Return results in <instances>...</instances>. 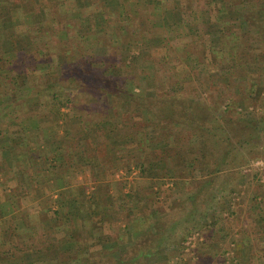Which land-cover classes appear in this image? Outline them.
<instances>
[{"label": "rangeland", "instance_id": "1", "mask_svg": "<svg viewBox=\"0 0 264 264\" xmlns=\"http://www.w3.org/2000/svg\"><path fill=\"white\" fill-rule=\"evenodd\" d=\"M130 1H133L131 6H134L136 0ZM182 1L186 10L191 7V11H187V14L191 13L190 17H185L188 20L186 22H189L187 26L180 25L178 29L160 30L158 28L163 23L160 13L153 12L152 5L148 4L144 11L145 15H137L136 4L134 11L125 14L124 17L119 19L120 22L113 19L114 25L110 26H113V33L115 32L116 37L111 39L107 36L103 44L100 45L94 39L96 37L90 36L93 31L88 28L89 33L85 35L86 38L83 42L79 43L81 44L80 49L81 51L90 50L89 53L93 55L96 51L98 52L95 54L96 56H101L104 53L102 56L105 57L102 61L100 60V62H103L102 67L113 66L112 68L109 67V70H111H108L107 73L114 71L118 78L123 76L129 78L130 81L132 80L133 92L142 94L143 98H146V107L143 109L150 112L152 116L161 113L169 119L171 114H175L180 115L182 119H187L193 115L192 113L198 111L200 118H204L207 116L206 114H211L208 119L212 118L213 124L215 119L220 116L230 117V120L224 118L225 121L223 119V121H219L220 123L216 122V127L221 128L219 137L222 139L221 152L218 157H224L226 162L223 171L217 174L214 180L210 178L211 185L206 189L200 188L201 194L199 195L195 194L197 192L195 185L189 184L188 180L183 178L184 184L179 183L178 178L167 175V167L165 168V165L159 162L168 155L173 156L174 147L178 144V138L181 135H174V137L168 139L164 130L161 135L160 133L157 135V142L151 144L150 151H146L136 161L134 157L138 152L136 144L129 143L128 149L120 151L122 155H116L113 161L114 164H111L112 170L110 171L114 170L112 174L116 175L123 172V177L120 175L119 178L122 183L125 182L123 189L124 192H127L125 199L120 201L122 207L117 210L118 215L114 216V225L112 226L120 234L122 226L126 225L129 219H134L136 222V234L124 238L128 244V254L125 253L128 257L137 255L140 250L146 251L155 248L159 254H163L157 258L146 257L141 260L142 262L148 261L153 264H165L169 260L175 262L174 257L179 254L178 258L182 259V264H229L228 262L231 260H234L231 264H245V262H241L243 260H246L249 264H257L249 255L251 248L249 250L241 249L240 246L242 243L247 245L251 239L252 242L257 239V231L252 222L253 215L250 214V208L255 203L254 198H260L261 202L264 200V172L262 175L259 174L260 178H257L253 176L255 173H249L250 175L247 177L243 176L241 170L244 169L243 164H249L252 160H264V6L261 0H229L232 1L230 5L233 12L243 14L245 19L250 18L247 19L249 21L248 25L242 27L238 23L236 25H233V22L224 23L225 18L222 19V24L219 23L218 25V22L213 18V12L216 11L209 10L202 0ZM61 2L62 5L57 6L65 12L72 11L75 5L73 0H62ZM245 10L250 12L244 15ZM203 12H206L210 17L212 16L210 21L207 22L208 19L203 16ZM227 14L229 13L227 12ZM66 17L67 15L63 16L59 13L56 15L55 27L52 28L54 33L55 31L60 32L59 30L64 28L67 21ZM251 18L254 22L251 21ZM98 20L100 19H96V21ZM107 21V17H104L99 23L104 24ZM250 23H254V25L249 28ZM116 25H118V29L114 31ZM83 30L85 33L87 32V28ZM168 31L170 34H168ZM233 31L238 38L235 40L236 45L232 48L236 50L235 56L242 58L241 62L245 65L238 69L235 68V60H225V57H227L226 52L230 48H222L219 42H215L216 38L219 37L221 40H227L231 37L230 33ZM126 32L128 35L133 34L130 40L126 38ZM177 34H180L179 37L182 39H176ZM72 35L75 34L72 33ZM52 38L57 44L58 42L63 43L55 36ZM134 41H136L137 50L132 52L134 47L130 45ZM66 43L69 42L66 41ZM212 47L217 52V54H214H219V59H216L213 52H211L210 48ZM98 49L100 50L98 51ZM182 50L187 54L182 55L180 53ZM55 51L53 54L55 57V59L53 58L54 63L50 65L52 68L49 69L51 73L48 71L50 78L57 80L56 62L60 61L70 64L66 80L71 84L79 85L83 83L85 85L84 83L90 80L89 68L87 65L84 66V59H78V61H81L79 67L71 63L82 54L74 55L73 53L76 51L71 46L60 47ZM68 51L69 53H65ZM78 51L80 52V50ZM133 53H141L143 55L142 61L147 59L146 63L132 61L130 56ZM153 60L161 62L159 63L161 67L159 69L163 72V77L162 74L154 73L156 70H153ZM221 60L222 62H220ZM149 61L151 62L149 63ZM100 62L96 65H99ZM163 62L165 63L162 65ZM246 69L247 72H245ZM103 77L105 82V76ZM164 78L165 89L161 93L158 92V96H160L158 98L154 88ZM94 80L100 81V78L97 77ZM145 87L147 91L142 93L141 88L144 89ZM77 99L87 100L90 105V114L87 116L88 121L103 118L101 109H99V113L96 112L99 102L96 103L94 93L89 94L87 92V96H79ZM231 101L233 102L231 103ZM131 102L133 104L137 102L138 104L139 99L133 96ZM228 102L232 105V109H230L229 114L227 113L224 116L222 110ZM238 102L242 103L244 108H249V111L252 107L257 111H254L251 115L243 114V110L237 107L236 103ZM158 103L160 105H156ZM254 103L255 105H253ZM195 104L201 106L198 108L195 107ZM123 107V104H121L117 110L120 111ZM234 107H237L235 109L236 113ZM183 108H186L187 111H184ZM188 108L191 109L188 110ZM239 110L243 113L238 112ZM112 111L107 112L109 116H112ZM125 111L128 112L126 108ZM131 118V121L135 123L143 120L139 118V115L137 117L136 112L131 115ZM233 122L236 124L229 126L231 134L228 135L229 129H227L226 124H232ZM254 122L255 124H253ZM136 124L138 125V123ZM248 124L251 126L248 127ZM255 127L262 130L260 139L256 141L252 140L255 135ZM149 129L147 133L150 131ZM172 130H180V126L176 124L175 127L169 128L170 132ZM238 135H243L240 137L242 141H240V144L231 145L234 150L228 158H225V142L227 144L234 143L231 137ZM182 139L185 140L181 136L180 140ZM100 140L102 141V139ZM256 143L259 146L253 147ZM206 147L208 152L206 163L210 165L215 163L217 155L212 149V144H207ZM144 160L148 162H146L145 170L142 171L144 174L141 175L140 170L135 168V165L139 166V163ZM115 162L117 163L115 164ZM189 173L188 178L190 179L191 172ZM242 191L245 194L243 197L240 195ZM214 205L223 206L222 208L225 210L221 212V218L224 229L233 238L232 242H230L229 237L227 240L221 239L219 235L212 237L205 223H202V225L200 223L202 212L206 211L208 206ZM138 210L139 213L136 214ZM246 231L249 233L247 236ZM188 232L190 234L187 241L182 242L184 235ZM104 234L112 235L108 231ZM44 241L42 240L41 243ZM122 241L124 242V240ZM42 247L45 248L46 245L38 244L35 248L39 250ZM253 249L257 250L258 248ZM246 252L249 254H246ZM98 253L101 252L98 251L91 256H94L95 261L99 264L115 263L109 258L110 256L106 257L104 255L105 252ZM121 254L125 255L124 253ZM177 264H179V261H177Z\"/></svg>", "mask_w": 264, "mask_h": 264}, {"label": "trees", "instance_id": "2", "mask_svg": "<svg viewBox=\"0 0 264 264\" xmlns=\"http://www.w3.org/2000/svg\"><path fill=\"white\" fill-rule=\"evenodd\" d=\"M78 5L74 8L77 12V19L75 22V36L72 38L73 42L76 43L78 41V44H71V48L76 51L73 53L74 55H79L78 49H80V42L82 43L85 35L89 33V29L93 31V33L90 35L91 37H96L94 38L100 45L103 44V41H105L106 37L113 39V37H116L115 32L113 33V26H111V33H110V25L106 26L103 31V29L100 27L99 21L103 19L104 17H109L112 16V18L118 16V17H124L125 14L132 13L134 9L137 7V15H145L144 11L147 8L148 4L152 5V10L155 13H160L162 17L163 23H161V27L159 26L158 29H165L167 28L171 30V28L178 29L180 25L187 26L189 22H186V16L190 17V14H187V11H191V7H188L186 10V7L184 6V2L182 0H136L135 5L136 7L134 8L133 1L130 0H76ZM135 1V0H134ZM207 7H209V10L216 11L213 12V17L217 20L218 25H220L223 22V18H225L224 23H232L233 25H236L238 23L239 25H248V20L250 18L245 19L243 14H238L233 12L231 8V2L229 0H203ZM262 4L264 6V0H261ZM31 2V1H30ZM99 5V6H97ZM114 7V12L115 14H111V7ZM12 6H9L7 9L6 7L0 6V18H5L9 17L12 21L9 23H5V26L9 24V29L13 30L15 32V19L19 18V15L23 13L22 11L25 10L23 8L22 10L20 9L19 11L17 10H12ZM130 7V8H129ZM14 9V8H13ZM32 11L35 12V8L30 7ZM2 11V12H1ZM87 11V12H86ZM232 11V12H230ZM87 13V15L85 14ZM229 13L226 15V13ZM248 10H245L244 15H246ZM240 13V12H239ZM27 14H24V16ZM34 18H37V15L34 14L32 15ZM96 19H100L96 21ZM251 18V21L254 22ZM42 20H45V18H41L37 20L38 22L33 23V29H30L27 27L26 29V36L21 37L20 35L16 36V38H12L9 43H8V48L10 49L8 52L7 45L0 48V163L3 161H10L12 157H14V153L16 152L15 149L16 147L20 144V142H24V133L28 129L26 126V122L24 119H22L20 116V111L21 109H24L28 104H25L26 102L23 99V95L29 94L32 95L33 90L31 86H28L27 80H26V75L24 77V71L25 69H21L24 67V56L27 52H30L28 49H42L40 51V60L44 61L43 63L46 64L47 70L49 71L50 68H52L50 65L54 63V53L56 52L55 49H59L60 47L64 48L66 47V44H60L58 42H54L53 36H56L51 29H46L45 24L42 22ZM233 20V21H232ZM249 28L254 25V23H250ZM109 27V28H108ZM118 25L115 27V31H117ZM7 27L2 29L6 30ZM50 28V27H49ZM84 28H87V32L83 30ZM89 28V29H88ZM9 29L7 28L8 32ZM129 32V31H128ZM127 33V32H126ZM123 35V33H121ZM168 34L169 31H168ZM133 34L127 33L126 38L130 40L132 38ZM180 34L175 37L176 39L180 40L182 38L179 37ZM230 37L227 40H221L220 37L216 38L215 42H219L223 47H229L230 50L226 52L227 57H225L226 61H232L235 60V68H242L245 65L243 62H241L243 59L240 57H236V50L232 48V46L236 45L235 40L238 38L235 32L230 33ZM174 40V39H173ZM64 42L62 39L60 40ZM129 42V41H128ZM136 41L133 42L130 46L134 47L132 52L134 50H137V44L135 43ZM126 43V41H125ZM124 43V44H125ZM4 44H7V42H4ZM128 44V43H127ZM217 44V43H216ZM106 46V45H105ZM28 49H27V48ZM59 47V48H58ZM108 47V46H106ZM77 49V50H76ZM107 49V48H106ZM100 49H98L99 51ZM211 52L216 53L215 49L212 47L210 48ZM55 51V52H54ZM59 51V50H58ZM90 51V50H89ZM215 51V52H214ZM86 52V51H85ZM33 53V52H31ZM65 53H69L65 52ZM87 53V52H86ZM98 52L95 51V54ZM144 53V52H143ZM180 53L187 54L184 50L180 51ZM219 53V52H218ZM90 54H82L81 56H78L79 58L73 60L71 63L80 66L81 61L78 59H84V66L87 65L89 68V77L90 80L87 81V83H80L79 85L76 84H71V82L67 81L66 78L68 77L67 75L69 74V66L70 64L68 62H56V74H57V80H55V83H52L49 85L48 89H52L51 93H46L45 88H37L36 91L39 92H34L35 95H37L39 99V104H36L34 108H32V111L36 110H47V113L55 112L56 116L58 119L62 121L61 126L56 125V129L61 128L62 130V135L58 134L57 132L53 134V138L56 140L54 144H57L60 139L62 140L63 146L58 147V152H56V148L54 151L56 152L55 157H53L51 160L56 163L57 166L55 168H50L55 169L58 171L59 169L63 167H67V164H71V161H66L65 157H69V152L67 151L71 148V145L74 141V134H76L75 128L77 127L76 125H68L66 123L67 119L70 118V113L64 112L67 109L71 108V105L75 103L76 97L79 96H87V92L89 94L94 93V96L96 97V103L99 102L97 110L99 112V109L103 111V118L102 119H94L93 121H87L86 122V128L90 130L91 132L93 131L96 134L97 132H100L99 136L95 137V142L101 141L105 143L109 148L112 147L114 149H120V150H125L126 145L129 143L131 144H136V149L137 153L134 155L135 161L143 156L146 151H150V147L152 143L157 142V135H161V133L165 130V136L169 139L170 137L175 136H182L185 140H180V137L178 138V144L175 145L174 151L173 152V157L176 160V163H169L167 166V172L169 176H172L174 178L179 179V183L184 184V180H188L189 184L195 185L196 193L195 194H201L200 193V188L206 189L211 185V179L214 180V177L221 173L223 171V166L225 164L224 157H218L220 156L221 152V137L220 132L221 128L216 127V122L223 121V119H228L230 120V117H223L220 116L215 119L214 124L212 123V118L208 119V116H211V114H206L204 118H200L198 115V111H195L192 113L190 118H185L182 119L180 115H175L171 114L169 119L165 116L162 115L161 113L157 114L156 116H152L150 112L145 111L143 108L146 107V98H143L142 94H136L133 92L132 88V80L130 81L129 78L127 79L126 77L121 76L118 78L114 71H111L107 73L109 70L108 66L102 67L103 62L102 61L103 57L102 54L101 56H96V55ZM140 54V55H139ZM215 55L216 59H219V54ZM12 55V57L10 56ZM140 56V57H139ZM143 55L141 53L138 54H132L130 56L131 60L136 62V61H141L142 63H146L147 59L145 61H142ZM83 57V58H82ZM87 57V58H86ZM109 57V56H108ZM54 58V59H53ZM108 59V58H107ZM224 59V58H223ZM39 60L32 58L31 62H37ZM98 62L99 65H96ZM151 61H149L150 63ZM222 62V60L220 61ZM161 62L152 61L153 64V70L155 69L156 71L154 72L155 74H162L163 72L160 71L159 68ZM165 62L162 63V65ZM159 64V65H158ZM237 65V66H236ZM67 66V67H66ZM240 66V67H238ZM113 67V66H112ZM110 67V68H112ZM105 70V72H104ZM111 70V69H110ZM109 70V71H110ZM152 70V71H153ZM45 71V75L46 72ZM248 70L246 69L245 72ZM24 72V73H23ZM29 73V72H27ZM25 73V74H27ZM51 73V72H50ZM103 76H105L106 81H103ZM44 77V75H43ZM100 78V81L94 80V78ZM163 77V74H162ZM165 78L162 80V82H159L158 86L154 88L155 93L158 96V92L161 93L162 90L165 89ZM21 81V82H20ZM103 86H100V85ZM28 87H27V86ZM84 88H83V86ZM148 87V84H147ZM43 89V91H42ZM86 89V90H85ZM173 90V88H171ZM30 91V92H29ZM45 94H41V92ZM142 93L147 91V88L145 87L144 89L141 88ZM168 92V91H167ZM170 92V91H169ZM49 96L50 100L45 101L44 96ZM133 96H136L139 99V103L137 104L131 102V99ZM141 97V98H140ZM233 101H231L232 103ZM123 104V108L127 109V114L120 116L116 115L113 116V111ZM137 104V105H136ZM225 104V103H224ZM237 107L239 109L238 112L243 113V114H252L255 110L254 107L251 108V111H249V108L245 107L242 105V103H236ZM160 105V103L156 104ZM196 105V104H195ZM255 105V103L253 104ZM201 105H196L195 107H200ZM234 107V111L236 113V108ZM193 108V107H192ZM244 108V109H243ZM143 109V111H142ZM184 111H187L186 108H183ZM191 108H188V110ZM230 109H232V105L230 102L224 107L222 110L223 115L229 114ZM112 111L111 114L112 116H109L107 113L108 111ZM148 110V109H146ZM137 113V117L139 115V118L143 119L141 121H136L138 125L131 121V115L133 113ZM46 113V114H47ZM144 113V114H143ZM234 113V114H235ZM211 119V120H210ZM224 119V121H225ZM27 121V119H26ZM220 123V122H219ZM166 124V125H165ZM180 126V130H172V132L169 131V128L172 126L175 127V125ZM236 123L232 124H226L228 131V135L231 134L230 132V125H235ZM255 124V122L253 123ZM165 125V126H163ZM187 125V126H185ZM248 127L251 126L250 124L247 125ZM233 127V126H232ZM94 128V129H93ZM151 128V129H149ZM256 128V127H255ZM254 128V129H255ZM99 129V131H98ZM148 129L150 130L148 133ZM37 132H41L40 135L37 136L35 139L37 142L40 139L45 138V130L43 128H39V126L36 127L35 129ZM220 131V132H219ZM226 131V130H225ZM23 132V133H22ZM102 132V133H101ZM244 133V132H243ZM262 133L261 129L256 128L255 130V135L254 141L257 139H260V135ZM153 134V135H150ZM243 135H238L234 136L231 139L234 141V143L227 144L225 141L224 145V150H225V158H228L230 154L233 152V146L231 145H236L237 143L240 144V141H242V138H240ZM166 138V139H167ZM160 141V140H158ZM76 147H80L82 144V139H78L75 143ZM213 145L212 149H214L216 153V160L215 163L212 164H207V155L208 152L206 150V145ZM197 145V147H195ZM257 147V143L253 147ZM56 147V146H55ZM41 148V147H40ZM46 151V148L44 147V152ZM53 151V152H54ZM173 151V150H172ZM47 154V152H45ZM61 153V154H60ZM77 152L73 151L72 155L76 156ZM80 155V159H83V156L81 153H78ZM210 154V153H209ZM71 155V154H70ZM258 158V157H257ZM2 159V160H1ZM15 159V158H14ZM83 162V161H82ZM148 162L147 160L141 161L139 163V166L137 164L135 165V168L140 170V174H144L142 171L145 170V166L147 165ZM55 165V164H54ZM247 164H243V167H245ZM92 166V165H91ZM94 167V166H93ZM243 169V168H242ZM46 169H41L40 171H45ZM147 170V169H146ZM189 172H191V178L189 179ZM264 172V168L261 171H254L252 174L253 176L260 178L259 174L262 175ZM241 174L243 176H249L250 174H245L241 170ZM184 180H183V179ZM206 179V180H205ZM257 197L254 198V202L257 201ZM93 202L95 201L92 200ZM259 204V203H257ZM262 205H264V200L261 202ZM223 207V206H222ZM221 206L214 205V206H208L206 211L202 212L200 216V223H205V226L209 229V234L212 235V237H215V235H219L221 239L227 240V238H230V242H232V236L226 232V229L223 227V222H222V216L221 212L225 211L223 210ZM90 208H92V205L90 204ZM227 208V207H226ZM263 215H260V217H263L264 219V206H263ZM209 213V214H208ZM103 214V213H102ZM101 220V224L104 225H112L114 221V216L111 214H103L100 215L99 217ZM136 222L134 219H129V222L125 225L123 234L121 237H118L117 241L124 240V245L121 247H114L115 244H107L108 242H113L112 241V236H109L107 234H104L103 236L99 238H93L92 242H90L88 245H80L78 244L79 242L73 239L74 233L68 235L67 231L58 229L57 235H60V237L56 236H50L48 238H44L45 240L43 243L39 245H46V247H42L36 249L34 246H32V250L30 252V255H27L25 246H16V245H10L5 249H0V263L3 264H11L12 260L18 257V254L23 253L22 257V262L21 264H43V261L47 260L50 258H57L59 256H62L63 254L67 255L66 260H61L60 264H99L98 262L95 261L93 255L94 252H89L90 249L94 248L95 246L103 244V249H105L106 253H109V258H111L112 261H115L114 264H153L148 261L142 262L141 260H144L146 257H149L151 255H158L159 252L157 249H151V250H146V251H141L132 257H128L126 254H128L127 250V242L125 241L124 238L134 236L136 234ZM215 229V230H214ZM64 233V234H63ZM190 233H186L184 235V238L182 239L183 241H187V237ZM230 235V236H229ZM248 235V234H247ZM125 236V237H124ZM228 238V239H229ZM248 238V237H247ZM77 244L76 247L73 246V244ZM79 245V246H78ZM108 245H112L110 248H108ZM128 245V244H127ZM241 249H248L249 246L245 244H241L240 246ZM240 249V250H241ZM24 251V252H23ZM121 253H126L125 255H122ZM37 254H41L42 257H37ZM179 254H177L178 257ZM250 255V254H249ZM85 257L84 261L82 260V257ZM120 257V258H119ZM119 258V259H118ZM117 260V261H116ZM120 260V261H119ZM179 261V264H182L179 258L177 259ZM234 260L229 261L228 263L231 264L233 263ZM241 262H245V264H249L246 262V260H243ZM157 264V263H156Z\"/></svg>", "mask_w": 264, "mask_h": 264}, {"label": "crops", "instance_id": "3", "mask_svg": "<svg viewBox=\"0 0 264 264\" xmlns=\"http://www.w3.org/2000/svg\"><path fill=\"white\" fill-rule=\"evenodd\" d=\"M61 1L62 0H0V6L6 7V9L9 6H12V10L17 9L18 11L25 8V10L22 11L23 13L19 15V18L15 19V32L9 29V24L5 26V23H10L12 21L9 17L0 18V48L2 49L3 46L5 47L7 45L8 52H11L8 48L9 41L12 38H16L18 35L21 37L26 36L27 27L33 29V23L38 22L37 20L42 17L45 18V20H42L45 27H50H46V29L54 28L56 15L58 13L63 16L67 15V21L64 24V28L59 30L60 32L55 31V38L59 39V41L62 39L64 41L62 44H66V46H71V44L77 45L78 42L75 43L72 41V38L75 36L72 35V33L75 34L74 26L78 18L74 8L79 2L73 0L75 1V5L72 11L67 9L68 11L65 12L57 6L62 3ZM33 6L35 12L30 9V7ZM114 7L115 6L110 8L111 14H115L113 13ZM208 9L210 8L208 7ZM86 12L85 14L87 15ZM24 14L27 15L24 16ZM34 14L37 15L36 19L32 16ZM202 14L208 19L207 22L211 20L212 16L210 17L206 12ZM120 18L122 17H116V15L114 18L109 16L107 18L108 21L104 24L102 23L100 27L104 31L107 25H114L113 19L120 22ZM214 20L216 19L214 18ZM63 21H65V19H63ZM2 27H7L9 32L7 28L5 30L2 29ZM109 27V31H112L111 26ZM68 38L71 39L69 40ZM65 40L69 43H66ZM4 42H7V44H4ZM28 50L30 52L25 54L24 67L21 69H25V73L29 72L27 74L23 72V75L24 77L26 75L27 85L32 87L33 93L32 95L26 94L22 96L26 102L25 104H28V102L29 104L20 111V116L25 120L28 129L24 133V142H20L16 147L14 157H12L10 161H2L0 163V249L3 250L13 244L16 246H25L23 250H26L27 255H30L32 246H38L44 238L50 236L60 237L61 234L57 235L58 229L67 231L68 235L74 233L73 239L78 241V244L81 246L88 245L90 243L89 240L99 238L108 231L112 233L113 242H108L107 244L113 243L115 244L114 247H121L124 245V242L122 240L117 241V239L124 233L123 230L125 225L122 226V230L119 234V231L117 232L116 228L112 226L114 224H106L103 226L99 217L100 215L111 213L113 216H117V210H120L122 207L120 201L125 199L127 192H124L123 189L125 182L122 183L119 177L120 175L123 177L124 174L123 172H119V174L117 173L115 175L112 174L114 170H110H112L111 164H114L113 161L116 155H122L120 151H125L128 149L129 145H126L125 150H117L112 147L109 148L102 141L95 142V137L99 136L100 132L96 130L95 134L93 131L91 132L86 128V122L88 121L87 116L90 114V105L87 103V100L77 99L75 100L76 102L71 105L70 109L64 111L70 113V118L67 119L66 123H68V125L74 124V126H77L75 128L76 134H74V141L71 142V148L67 151V153L69 152L71 155L69 154V157H65L66 161L70 159L69 161H71V164H67L66 168L63 167L58 171L55 169L51 170L50 168H55V166H57L51 159L55 157L56 152H58V147L63 146L61 145V139L57 144H54L56 140L53 138V134L56 132L60 134V136L62 135L61 128L56 129L55 127L56 125L61 126L62 121L57 118L55 112L47 113V110L39 109L31 113V110L37 106L36 104H39V96L37 97V95L34 94V92H39L36 91L37 88H45L46 93H51L52 89H48V87L52 83H55L56 79L50 78L49 73H46V75L44 74L47 67L46 64L43 63L44 61L40 60L41 57L39 55L43 48H32ZM85 51L86 49L80 50L79 54H92L89 53L90 51H86L87 53ZM10 56L12 57V55ZM32 58H34L35 61L36 59L39 61L36 63L31 62ZM42 93L43 92H41V94ZM44 100L49 101V96L45 95ZM96 112L99 113L97 110ZM126 114L127 112L124 108L120 109V111L116 109L113 111V116H123ZM98 118L100 117L98 116ZM37 126L45 130V138L43 140L40 139L38 142L35 139L41 132L35 130ZM78 139H82L80 147L75 146ZM44 147L46 148L45 152H47V154L44 152ZM55 148L56 152L54 151ZM73 151L77 152L76 156L72 155ZM78 153L82 154L83 159H80ZM175 161L172 155H168L159 162H162V165L164 164L165 167H167L169 163H176ZM116 163L117 162H115V164ZM41 169L46 170L41 172ZM240 195L243 197L245 194L242 191ZM94 199L95 201L93 202L92 200ZM90 204L92 208H90ZM253 205H251L250 214L253 215L252 222L257 231V239L253 242L251 239L247 246L251 248L250 257H252L257 264H264V219L260 217V215H263L262 210L264 205L261 204L260 198ZM137 213H139V210L136 214ZM247 234H249L248 231H246V236ZM103 244L104 243L95 246L90 249L89 252H94L93 254H96L98 251L101 252L98 254L104 253L106 250L103 249ZM73 246L76 247L77 244L74 243ZM111 246L112 245H108V248ZM256 247L258 249L254 250L253 248ZM246 254L249 253L246 252ZM22 255L23 253L18 254V257L12 260L11 264H21ZM104 255L108 257L109 253L105 252ZM160 255L162 256L163 254L156 255V258ZM36 256L38 258H43L41 254H37ZM65 256L67 255L63 254L51 260L48 258L43 261V263L60 264L61 260H66ZM152 257L154 258L155 255H151V258ZM84 258L83 256L82 260H84ZM174 258L176 263L173 260H167L168 262L165 264H177L178 257Z\"/></svg>", "mask_w": 264, "mask_h": 264}, {"label": "built area", "instance_id": "4", "mask_svg": "<svg viewBox=\"0 0 264 264\" xmlns=\"http://www.w3.org/2000/svg\"><path fill=\"white\" fill-rule=\"evenodd\" d=\"M264 168V160L263 159H258V160H252L249 162V164H247L244 169H243V172L245 174H248V173H252L256 170L260 171Z\"/></svg>", "mask_w": 264, "mask_h": 264}]
</instances>
